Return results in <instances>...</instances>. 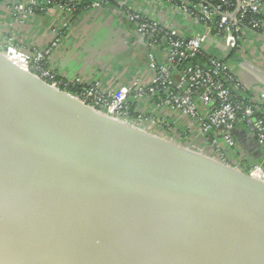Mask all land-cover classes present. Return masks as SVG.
<instances>
[{"label": "water", "instance_id": "1", "mask_svg": "<svg viewBox=\"0 0 264 264\" xmlns=\"http://www.w3.org/2000/svg\"><path fill=\"white\" fill-rule=\"evenodd\" d=\"M0 264H264V181L0 53Z\"/></svg>", "mask_w": 264, "mask_h": 264}, {"label": "built area", "instance_id": "2", "mask_svg": "<svg viewBox=\"0 0 264 264\" xmlns=\"http://www.w3.org/2000/svg\"><path fill=\"white\" fill-rule=\"evenodd\" d=\"M82 1L0 0L16 26L36 12L54 10L67 27L83 13L104 9L113 0H87L81 5ZM144 1L118 0L116 6L125 29L144 48L145 66L127 83L111 87L101 77L59 72L55 56L61 37L56 32L44 47H27L20 42L24 37L4 33L0 53L101 114L187 146L179 132L163 127L152 115L176 111L195 122L198 152L264 181V87L244 83L232 72L229 56L207 48L212 38L227 53H242L247 60L264 58V0H153L161 15L151 10L152 2ZM10 24L0 22V28ZM238 126L259 145V162L245 163L230 155L229 151L240 153L234 134Z\"/></svg>", "mask_w": 264, "mask_h": 264}, {"label": "crops", "instance_id": "3", "mask_svg": "<svg viewBox=\"0 0 264 264\" xmlns=\"http://www.w3.org/2000/svg\"><path fill=\"white\" fill-rule=\"evenodd\" d=\"M146 1L153 3L151 10L155 14L161 15L155 1L145 0L144 3ZM118 4V0H113L104 9L85 12L67 27L63 26L64 19L54 10L36 12L27 22L16 26L8 9L0 2V22L11 23L5 30L0 28V35L8 33L22 36L24 38L20 42L23 45L44 47L56 32L61 37L60 51L55 56L56 69L59 72L68 76L94 75L101 77L106 85L115 87L119 83H127L134 72L145 66L143 45L125 32L123 14L116 9ZM207 48H213L221 55H231L232 72L244 83L254 88L264 87V58L247 60L242 53L237 55L231 50L227 53L212 38L207 42ZM166 116V120L175 125L187 147L198 148L199 142L195 138L198 129L195 122L180 116L176 111H166ZM234 134L240 153L230 151V155L247 163L259 162L262 151L254 137L240 126L235 128ZM222 144L223 149L227 150L224 143Z\"/></svg>", "mask_w": 264, "mask_h": 264}, {"label": "trees", "instance_id": "4", "mask_svg": "<svg viewBox=\"0 0 264 264\" xmlns=\"http://www.w3.org/2000/svg\"><path fill=\"white\" fill-rule=\"evenodd\" d=\"M85 1H87V0H83L82 3H81V5L84 4ZM77 15L78 16L81 15V12L80 11L77 12ZM229 54H232V53H229ZM229 57L231 58V55H229ZM152 115L155 116L159 120L160 124L162 123L163 127L168 128V129H173L174 131H176L175 125L171 124L170 122H168L166 120V117H167L166 115L165 116H162L161 113H158V112H152ZM177 132H179V131H177ZM229 153H230V151H229ZM243 162L247 163L246 161H243Z\"/></svg>", "mask_w": 264, "mask_h": 264}, {"label": "rangeland", "instance_id": "5", "mask_svg": "<svg viewBox=\"0 0 264 264\" xmlns=\"http://www.w3.org/2000/svg\"><path fill=\"white\" fill-rule=\"evenodd\" d=\"M93 30H95V27L93 26ZM125 31L129 34V31L127 30V29H125ZM232 66H233V64H232ZM133 75V74H132ZM129 79H131V78H129ZM198 141V140H197Z\"/></svg>", "mask_w": 264, "mask_h": 264}]
</instances>
